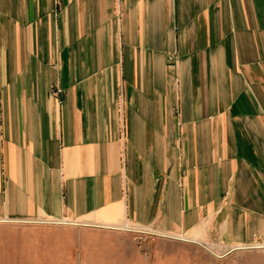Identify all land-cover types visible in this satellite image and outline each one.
I'll use <instances>...</instances> for the list:
<instances>
[{"label": "crops", "instance_id": "crops-1", "mask_svg": "<svg viewBox=\"0 0 264 264\" xmlns=\"http://www.w3.org/2000/svg\"><path fill=\"white\" fill-rule=\"evenodd\" d=\"M132 230L264 248V0H0V264H149Z\"/></svg>", "mask_w": 264, "mask_h": 264}, {"label": "rangeland", "instance_id": "rangeland-1", "mask_svg": "<svg viewBox=\"0 0 264 264\" xmlns=\"http://www.w3.org/2000/svg\"><path fill=\"white\" fill-rule=\"evenodd\" d=\"M133 246L135 252L140 254L145 262L156 264L158 246L148 240L151 235L146 231L132 230ZM167 257L172 260L163 264H264V248L238 250L225 256H216L201 247H160ZM154 251V252H153Z\"/></svg>", "mask_w": 264, "mask_h": 264}, {"label": "built area", "instance_id": "built-area-1", "mask_svg": "<svg viewBox=\"0 0 264 264\" xmlns=\"http://www.w3.org/2000/svg\"><path fill=\"white\" fill-rule=\"evenodd\" d=\"M60 92H61L60 90H57V89H56V90H52V91H51V94H52V95H57V94H59Z\"/></svg>", "mask_w": 264, "mask_h": 264}]
</instances>
